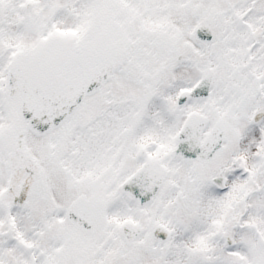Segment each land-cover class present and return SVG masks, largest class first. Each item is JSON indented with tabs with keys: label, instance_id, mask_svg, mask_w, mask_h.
<instances>
[{
	"label": "snow or ice",
	"instance_id": "1",
	"mask_svg": "<svg viewBox=\"0 0 264 264\" xmlns=\"http://www.w3.org/2000/svg\"><path fill=\"white\" fill-rule=\"evenodd\" d=\"M0 264H264V0H0Z\"/></svg>",
	"mask_w": 264,
	"mask_h": 264
}]
</instances>
